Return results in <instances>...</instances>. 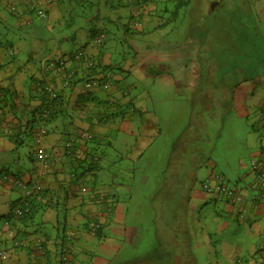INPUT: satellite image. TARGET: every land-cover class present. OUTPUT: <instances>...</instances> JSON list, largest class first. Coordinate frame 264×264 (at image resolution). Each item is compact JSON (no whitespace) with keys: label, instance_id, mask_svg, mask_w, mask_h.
I'll return each mask as SVG.
<instances>
[{"label":"crops","instance_id":"obj_1","mask_svg":"<svg viewBox=\"0 0 264 264\" xmlns=\"http://www.w3.org/2000/svg\"><path fill=\"white\" fill-rule=\"evenodd\" d=\"M2 2L3 0H0V24L3 21L9 22L10 17L7 15L9 13L21 22L18 24L21 26L25 17L31 13L29 0H7L8 5L19 10V14L11 13L10 6L5 11ZM38 2V7L44 6L42 0ZM55 3L48 5L52 15L55 13ZM151 3L153 2L149 0L145 11L149 31L142 33L143 30H135L137 32L134 34L126 31L128 39L134 36L131 44L134 45L137 61L134 58L133 62L124 59L122 65L123 62L115 57L118 47L115 45L116 36L113 34L107 37L108 40L102 48L89 46L87 43L94 34L91 30L88 33L81 30L82 33H76L75 36L69 33L63 36L64 42L72 40L76 43L79 41V35L84 38L87 33L85 41L87 45L83 44L77 50L70 51L62 44L63 48L54 47L45 58L48 60L66 57L85 48V53L93 57V61H101L103 68H107L98 73V76L106 80L109 78L107 76L112 74L114 79L109 89H102L90 87L88 82L91 79L79 81L80 77L77 78L79 81L77 84L58 96L64 100L62 109L67 108L66 113H63L67 116H58L46 125L50 132L41 144L42 149L51 154V168L42 174L37 163L33 162V167L26 174L19 175L37 187L32 198L33 211L24 219H12L7 227L0 226V245L8 252L7 264H39L42 260L34 250L37 239H42L46 245L47 255L41 263L58 264L59 254L56 248L63 231H69L75 237L74 264H197L194 250L198 247L207 251L209 264H264V252L260 250V243L264 242V200L258 199L257 184L249 167L251 159L264 158V83L262 84L260 75L257 76L259 73L256 75L260 63L256 71L249 73V77L246 76L244 81L234 86L232 98V94L224 92L223 85L227 84L225 80L220 83L217 91L219 93L198 94L191 98L194 109L199 106L197 101H201L199 110H205L210 106L208 104L210 101L215 102V106L223 108L227 104L238 118L249 120L250 127L245 131L246 137L242 152L238 154V157L241 156L239 160L237 158L236 162L226 160L225 163H221L219 160L215 161L212 154L199 158V152H205L204 146L199 144L192 147L189 141L185 140L184 147L186 152L190 153L189 161L193 166H187L183 171L174 167V179L168 175L170 179L165 185V191L170 197L171 194L178 197L180 223L170 221L169 217L168 219L158 217L156 226L159 234L156 242L166 243L160 237V231L163 230L169 237V244H166L170 246L171 253L162 255L164 253L156 251L146 258L138 257L133 261L129 259V254H124L134 239L139 238L140 231H143L142 224L131 227L127 223L126 199L132 196L133 189L124 180L126 171L117 165L124 157H119L108 164L105 147L107 145L114 147L113 142L119 138L122 140V136L136 137L134 145L129 146L130 143L127 145L129 140H126V143L122 140L123 149L119 148L121 154L125 152V147H128L127 159L135 164L147 152L160 129L157 127L156 113L149 112L141 99L135 98L131 93L130 98L123 96V89L129 84L115 70H120L123 74L132 73L137 79L145 81L149 74L144 70L142 63L146 67H153L156 62L174 60L179 62L184 57H178L181 49L177 44L162 40V37L171 32L172 28L169 25L172 20H160ZM166 11L169 12L168 8ZM6 44L8 43L0 44L1 64L10 62V58L15 59L8 63L5 70L0 71V84L8 89L6 108L2 110L0 116V154L17 150L18 146H15L13 137H9L6 131L15 134L16 129L21 130L17 128L18 121L25 124L34 116V110L42 100L39 99L41 96L38 95L34 80L44 77L43 61L41 67L37 68L33 63L34 55H31L33 51L28 58L29 64H24L17 59L21 45L15 47L14 44L13 46ZM143 54L144 58H141ZM188 63L182 65V68H177V83L185 82L188 86L196 87L198 84L209 85L217 82V80L211 82L207 74L201 81V73L205 72L201 70L202 65H196L193 60ZM100 70L102 69L99 68L97 71ZM9 74H13V78L9 77ZM55 96L56 93H53L52 99H55ZM129 100H132L130 105L136 112L134 117H129L126 112ZM137 114L142 118L139 116L138 119ZM134 123L139 125L137 131L134 130ZM204 126L205 122L200 123L196 129L200 130ZM70 140L74 142L70 152H67L65 144ZM180 165L185 167L184 164ZM7 171L8 175L12 173ZM182 173L184 179L181 178ZM216 173L226 179L227 175L235 177L232 186L244 192L245 198L242 203L225 199L217 193L211 194L203 188L204 181ZM10 176L18 178V175L13 173ZM82 187H86L87 192H82ZM13 192L18 196L16 197L18 201H14L16 205L22 197L21 190L14 183L0 184V202L1 199L8 202ZM11 210L10 207L8 212H2L0 216L9 214ZM93 222L102 223L99 236L96 233L93 235L88 228V223ZM11 233L15 239L11 237ZM179 235L184 237L179 239L181 237ZM241 236L247 237V240L241 242ZM15 240L19 241L18 245L14 244ZM172 247L176 249L175 256ZM184 251L191 254L189 252L185 254Z\"/></svg>","mask_w":264,"mask_h":264},{"label":"rangeland","instance_id":"obj_2","mask_svg":"<svg viewBox=\"0 0 264 264\" xmlns=\"http://www.w3.org/2000/svg\"><path fill=\"white\" fill-rule=\"evenodd\" d=\"M42 1L44 6L38 7V0H29L31 13L25 17L21 26H18L21 22L8 14L10 17L6 23L8 27L0 24V44L7 42L14 44L15 47L21 45L20 54L17 55L19 62L29 64L28 58L33 51L31 54L34 55L33 63L40 68L41 62L54 47L63 48L61 45L64 44L63 46L70 51L82 47L91 29L106 30L108 33L105 42L111 34L116 36L115 45L118 48L115 57L123 62L122 65L124 59L133 62V58H136L134 45L131 44L134 36L128 39L126 35L129 24L131 26L134 24L132 19L125 17L127 8L121 5L118 7L119 0H58L53 15L49 12L45 0ZM151 2L160 20H172L169 25L172 30L162 37V40L177 44L181 49L178 57H184L180 63L176 60L156 62L153 67H146L142 63L144 70L149 74L145 81L137 79L132 73L123 74L120 70H115L130 85L126 86V89L135 98L141 99L149 112L156 113V123L160 129L147 152L135 164L127 159L128 147H125V152L121 154L119 148L123 149V141L126 143V140L130 141L127 145L129 143V146L134 145L136 137L122 136L123 141L118 137L119 139L113 142L114 147L109 145L105 147L108 164L119 157H124L117 165L126 171L124 180L133 189L132 196L126 199L127 223L131 227L142 224L143 231H140L139 238L134 239L124 252L130 255L129 259L132 261L138 257L146 258L156 251L164 253L162 255L171 253L168 246L169 237L163 230L160 231V237L168 244L156 242L159 236L156 226L158 217L160 219L169 217L170 221L180 223L178 197L172 194L170 197L165 191V185L170 179L168 175L171 178L175 176L174 167L183 171L187 166H193L189 161L190 153L186 152L184 147L185 140L189 141L192 147L199 144L204 146L205 152H199V158L212 154L215 161L225 163L226 160L236 162V159L239 160L241 157H238V154L242 152L245 131L250 127L249 120L238 118L227 104L223 108L215 106V102L210 101L208 103L210 106L205 110H199L201 101H197L199 106L194 109L192 96L219 93L217 91L220 83L225 80L227 84L223 85L224 92L232 94V98L234 86L244 81L246 76L249 77V73L256 71L259 63L260 68L256 75L259 73L257 76L260 75L262 84L264 83V0H151ZM2 3L4 7L8 5L7 0H3ZM146 5H142L145 11ZM137 19L143 23L142 33H147L149 28L146 26L145 14ZM132 28L129 32L136 33L135 28ZM81 30L87 32L84 38L79 35V41L76 43L72 40L64 42L63 36L68 33L75 36L76 33L81 34ZM141 58H144V54ZM190 60L195 61L196 65H202L201 70L205 72L201 73L203 76L200 78L201 81L207 74L211 82L216 80L217 82L209 85L198 84L196 87L188 86L185 82L177 83V68L188 65ZM211 105L213 108L210 109ZM126 110L129 117L136 113L133 109ZM139 116L142 118L137 114L138 119ZM203 122L204 128L196 129ZM138 126L134 123L135 131L138 130ZM36 128L38 130L39 127ZM113 134L115 136V133ZM31 144L18 147L15 152L0 154V171L9 170L13 175H18V178H21L20 174H26L33 167L29 148ZM181 175L183 178L184 173ZM227 177L229 186L234 187L232 184L235 177L232 175ZM16 197L17 193L13 192L8 202L1 199L0 214L12 208L18 201ZM2 221L3 218L0 216V223ZM183 237L184 235L179 239ZM240 239L243 242L247 237L241 236ZM3 248L5 247L0 245V250ZM175 250L172 247L174 256ZM189 251L184 253L187 254ZM194 252L197 264H209L206 250L198 247Z\"/></svg>","mask_w":264,"mask_h":264},{"label":"built area","instance_id":"obj_3","mask_svg":"<svg viewBox=\"0 0 264 264\" xmlns=\"http://www.w3.org/2000/svg\"><path fill=\"white\" fill-rule=\"evenodd\" d=\"M47 5H51L54 0H45ZM136 28H141L142 23L137 20L134 24ZM105 35H100L99 37H96L92 40L91 44H89L91 47L95 46H101L105 40ZM83 68V70H89L93 69L95 67V61L86 59L85 52L83 50H80L75 53L73 57H67L63 59H59L57 61L52 60H46L42 64V69L44 70V73L51 76V75H57L60 79V84L62 88H68L72 82L77 77V71L78 68ZM112 75L109 76L108 79H91L90 82H88V85L90 87L95 88H102V89H109V87L112 85ZM40 85V83H37V87ZM46 90L49 92H53L52 86H46ZM44 116L46 114L44 113ZM46 135V130L44 128H41L39 133L36 137V142L38 144L42 143L43 137ZM90 137V136H89ZM74 140H71L69 142H66L65 148L67 152H70V149L72 148ZM37 159L39 162V168L41 170L42 174L47 173L52 165V157L51 154L45 150L40 149L37 150ZM250 171L252 172V176H254L255 182L257 184V189L259 192L258 199L264 200V158L261 159H251L250 164ZM3 182L8 183H14L18 187V189L22 192V197L19 201V203L14 207L13 210V216L14 219H24L27 216H29L33 211V204L31 202L34 194L36 193L37 187L34 184H28L23 180L17 179L15 177H11L8 175H0V184ZM203 188L210 193H217V195L223 196L225 199H230L235 201L236 203H242L244 201V195L243 193L239 192L233 187H230L224 177H222L220 174L216 175L214 174L213 177L208 180L207 182L203 183ZM82 192H87L86 187L81 188ZM245 209L243 212L245 213ZM94 226L92 228L93 233L97 231L99 228L98 222H94ZM4 227L9 226L10 220H3L2 223ZM11 237L15 239L14 234L11 233ZM71 235H68V237L65 239V241L62 243V256H61V262L60 264H74L73 262V255H72V249H71ZM41 241L38 240L37 243L39 245ZM15 245L19 244V241L15 240ZM260 250L264 251V242L260 245ZM259 250V253L261 251ZM8 260V252L4 249L0 250V264H6V261ZM241 262V260H239Z\"/></svg>","mask_w":264,"mask_h":264},{"label":"trees","instance_id":"obj_4","mask_svg":"<svg viewBox=\"0 0 264 264\" xmlns=\"http://www.w3.org/2000/svg\"><path fill=\"white\" fill-rule=\"evenodd\" d=\"M148 2H149V0H119L118 7L120 5L126 7L127 8V11H126L127 13H126V16L125 17H127L128 19L129 18L132 19V23L135 24V22H137V20H138L137 18H141L145 14V9L142 8V5H146ZM9 6H10V12L11 13L19 14L18 13L19 10H17L16 7H14L12 5H7V7H5V11L8 10V7ZM8 15H11V14L8 13ZM11 16H13V15H11ZM2 25L5 28L8 27V25L4 21L1 23V26ZM132 27L135 28L134 30H141L142 31L143 23H142V27L139 28V29L136 28L135 25L131 26L129 24V27H128V29L126 31L129 32V30H132L133 29ZM91 31L94 33V34H92V39L91 40L95 39L96 37H99L100 35H103L104 34L106 36V34H107L104 31V29H100V30L99 29H95V30L94 29L93 30L91 29ZM105 39H106V37H105ZM91 40L87 43L88 45L91 44V42H92ZM87 44H85V45H87ZM104 44H105V40H104L103 44H101V46H95V48H102L104 46ZM6 45L7 46L8 45L13 46L12 43H8ZM84 49L85 48H82V50L85 52ZM11 51H12V49H11ZM75 53H73L70 56L60 57V58H56V59L54 58V59H49V60L57 61L59 59H63V58H67V57H73L75 55ZM85 56H86V59L93 60V57H91L88 53H85ZM14 59H15L14 57L12 59L10 58V62H8V63L13 62ZM8 63L7 64H1V62H0V71L5 70L4 68L5 67H8ZM102 65L103 64L101 63V61H97V62H95V67L93 69H89L88 71L87 70H83V68L81 69V67H80V69L78 68L77 77L74 80H72V82H71V84H70V86L68 88H62V86L60 84V79H59V77L57 75H51V76H49V75H47V74L44 73V70L43 69H42V73H43L44 77L41 78V79H35L34 80V85H36V87H37V83H40V85L37 87V89L39 91L38 92L39 97L41 96L39 99L42 98L43 101L41 100V102L38 105V107L35 108V110H34V112H35L34 113V116L31 119H29L25 124H22V123H20L18 121L19 126H17V128H21V130H23V131H21L20 129L18 131L16 129L15 134H12V132H10L9 130L6 131L10 135L9 137H11V138L13 137V142H14L15 146L17 145L18 147H22L25 143L26 144L32 143L31 144L32 146L30 147L31 148V150H30L31 151L30 152V158H31L32 162H34V163L36 162L37 165L39 166V162H38L37 154L36 153H37V150L41 148V144L42 143L41 144H38L36 142V137H37V134L39 133L40 129L41 128H44L46 130V135H47L50 132V130L46 127V125L49 122H52L58 116H62V117H66L67 116V115L63 114V113H66L67 108L62 109L63 108V105L65 104L64 103V100H61L62 97H61V99L59 98L63 94V91L64 90H67V89H70L75 84H77V82H79L81 80L87 79L88 81H90L89 79H103L101 76H98V73H100V72H102V71H104V70L107 69L106 67L103 68L104 66H102ZM99 68H101L102 70H100L98 72L97 70ZM12 75L9 74L8 76L13 78ZM110 75H112V74H109L107 76V78ZM77 78L78 79L80 78L79 81H78ZM53 80H56V81H53ZM112 81H113V79H112ZM49 85L52 86L53 92H49L48 90L45 89V87L46 86H49ZM123 90H124L123 91V96L125 98H130V91H128L126 88H124ZM7 92H8L7 87H5L4 85L0 84V116L3 113L2 110H4L6 108V99H7V96H8L7 95ZM53 93H56V96L57 97L55 96V99H52ZM36 95L37 94H35V96ZM57 102H59V103H57ZM131 103H132V100H129L128 101V106H127L128 110L129 109L130 110L131 109L135 110L134 107L130 105ZM44 113L46 114V116H44ZM36 127H39L38 130H37ZM44 137H43V139H44ZM7 172H8L7 170L0 171V173L2 175H8ZM8 176H10V175H8ZM18 179L25 181L22 178H18ZM210 179H207L204 182H207ZM26 183L31 184V183H29V181L26 182ZM202 186H203V184H202ZM211 194H215V193H211ZM31 202H32V200H31ZM32 204H33V202H32ZM15 206H16L15 204L12 206V210L9 212V214L2 216L3 220H10V222L13 221L12 220V219H14L13 210H14V207ZM94 224H95L94 222L93 223H88V226H89L88 228H89L90 232L93 235L96 233L97 236H99V231L101 230V224L102 223H99V225H98L99 228L97 229V231L95 233H93V230H92ZM0 226H3V224H0ZM68 235H71V237H72V240H71V243L70 244H71V249H72V255L74 256L73 250H74V244H75V237H74V235L71 232H69V231H65L64 232L63 231V233L61 235V238H60V240L58 242L57 248H56L57 251H58V254H59V262H58V264H60V262H61V256H62V249L61 248H62V243L65 241V239L68 237ZM38 240L41 241L39 243V245L37 243ZM45 248H46L45 242L42 239H37L36 242H35V248H34V250H36L35 251V252H37L36 255L38 254V256L41 258L40 260H42V261L46 258V255H47V251H46ZM41 262H39V264H42Z\"/></svg>","mask_w":264,"mask_h":264},{"label":"clouds","instance_id":"obj_5","mask_svg":"<svg viewBox=\"0 0 264 264\" xmlns=\"http://www.w3.org/2000/svg\"><path fill=\"white\" fill-rule=\"evenodd\" d=\"M55 1L56 0H54V2L52 3V4H54L55 3ZM51 4V5H52ZM48 6V5H47ZM49 60V59H48ZM46 61V60H45ZM45 61H43V62H45ZM43 64V63H42ZM251 161V160H250ZM249 164H250V162H249ZM222 176V175H221ZM223 177V176H222ZM225 178V177H224ZM226 179V178H225ZM227 181V180H226ZM228 182V181H227ZM233 188H235L236 189V187H233ZM236 190H238V189H236ZM239 192H241V193H243V195H244V192H242V190H238ZM244 198H245V196H244Z\"/></svg>","mask_w":264,"mask_h":264}]
</instances>
